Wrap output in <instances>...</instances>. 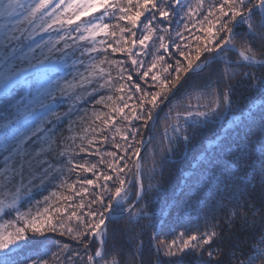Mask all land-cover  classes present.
Here are the masks:
<instances>
[{"label":"snow or ice","instance_id":"1","mask_svg":"<svg viewBox=\"0 0 264 264\" xmlns=\"http://www.w3.org/2000/svg\"><path fill=\"white\" fill-rule=\"evenodd\" d=\"M189 22L192 27L200 24L199 31L208 33L207 42L197 43L194 51L189 44L172 40V26L180 29L175 36L184 41ZM161 50L168 54V61ZM117 53L130 60V67L149 90L133 79L123 60L112 58ZM206 53L212 55L202 59ZM229 53L238 59H231ZM149 54L151 63L141 71L145 61L140 57ZM161 62L162 73L157 74L153 69ZM212 64L222 67L214 69L203 85L188 84L190 76ZM241 67H264V0H195L194 4L187 0H0V264H19L14 258L31 245L39 246L33 249L34 258H26L28 264H121L107 248L108 223L127 214L125 231L134 239L135 227L150 216L136 204L146 192L142 152L156 139L157 124L161 119L175 120L159 137V144H167V161L181 145L186 149L199 129L223 115L221 104L226 111L231 109L228 81L240 74ZM150 73L154 83L146 79ZM243 76L260 100L248 108L247 115L233 116L236 128L246 127L257 111L264 114V76L250 72ZM185 85L203 91L195 95V106L190 95L186 110L173 116V89L179 91ZM127 93L140 94L138 103L130 106L133 95ZM202 99L209 102L200 104ZM88 100L93 108L81 111L80 105ZM96 105L108 111L96 110ZM117 117L127 122L123 128L116 126ZM110 127H115L113 146L123 155L96 147L109 141L104 133ZM116 134L124 144L115 142ZM252 136L249 128L243 143L218 137L211 152L205 149L198 173L186 174L189 206L205 190H212L219 198L216 206L224 207L225 201L230 206L225 221L230 227L239 216L244 225L258 223L264 229V122L260 139ZM86 156L99 159L93 163ZM99 165L106 170H99ZM133 168L135 180L130 182L126 177ZM150 172L155 174V164ZM72 173L76 179L70 182ZM130 183L136 185L134 202ZM255 184L262 191L259 209L249 192ZM88 186L99 191L85 204ZM64 190L81 197L80 201L71 203L74 196L64 195ZM153 190L160 191V185L149 183L147 191ZM34 191L48 194L33 200ZM25 200L27 207L21 210ZM219 227L214 223L203 233L185 238L180 232L170 241L160 239L155 250L167 264H181L174 258L190 250L206 253L210 264L219 254L211 250ZM50 233L70 237L83 254L67 243L51 251L43 245ZM237 264H264V234Z\"/></svg>","mask_w":264,"mask_h":264},{"label":"trees","instance_id":"2","mask_svg":"<svg viewBox=\"0 0 264 264\" xmlns=\"http://www.w3.org/2000/svg\"><path fill=\"white\" fill-rule=\"evenodd\" d=\"M211 2V0H209ZM187 3H195V0H187ZM95 15V14H94ZM200 19V17H196ZM201 25L196 24L195 27H192V22H189V30L184 31L185 40L180 41L176 36L175 32L180 30L176 25L172 26V40L181 43L182 45L187 43L189 44L194 51L195 46L199 43L201 46L207 42L205 39L208 36L206 31H199ZM205 28L209 27L207 23L204 25ZM182 28V26H181ZM139 35V33H138ZM199 35L201 36V41H196L193 37ZM104 37H98L102 39ZM111 42V39L109 40ZM151 43V42H150ZM237 46L239 47V41H237ZM257 49L260 48L259 43L256 44ZM155 49H152L154 52ZM175 51V48L172 49ZM161 54L165 55V61H168V54H165L161 50ZM212 54L206 53L202 59H205ZM258 58H260L259 51L257 53ZM231 59H238L235 53H229ZM115 59H120L124 61V66L128 68L129 71L133 73V79L136 82L141 83V86L148 89V86L144 84L143 81H140L135 74V70L130 67V60L126 56H123L119 53L115 54ZM145 61L144 68L141 71L147 69L152 60V55L140 57ZM164 62L158 64L156 69H153L157 74L162 73V65ZM221 65L212 64L206 68L199 75H192L189 77L188 84L203 85L210 76V73L215 69L218 70ZM244 72L254 73L257 77L264 76V67H241L240 74L235 76L233 79L228 81L231 85V100L232 107L230 110H225V106L221 104L220 111L223 113L219 119L212 122L207 127L201 128L198 130V135L193 137L192 143L185 149L183 145L177 149L176 155L165 161L164 149L167 148V144H159V137L162 134L164 128L170 124L175 123L174 119L164 120L157 124L156 129L153 132V135L156 136V139L148 149L143 153V175L142 180L145 187V195L138 204L136 208H143L145 211L150 213L148 218L142 219L140 224L137 225L134 231L138 234L134 239H132V233L125 231L129 227L127 215L119 221H109L108 229L110 237L108 240L107 248L110 251L111 255H116L120 259L121 264H159V261L163 260L164 264H167L166 258L162 255L157 254L155 250L156 241L160 239L171 240L174 237H177L180 232L185 233V238L188 235L193 233L199 234L208 230L210 226L214 223H219V238L213 241L212 248L214 252L219 250V254L216 255L210 262V264H237L241 259H244L251 251L254 242L264 234V229H262L257 223L254 226L244 225L239 216H237L231 225V227L225 222L227 219V213L230 206L227 205L225 201L224 207L216 206V202L219 200L218 197H215L212 190H205L199 197L198 200L193 199L190 206L188 205V184L186 183V174L195 175L198 173L199 165L203 163L201 154L205 152V149L208 152H211L217 143V138L225 139L227 142L232 143L236 141L244 142L245 134L250 128L253 132L252 139H260L261 137V125L264 122V114L256 112L254 118L247 120V126L236 128L235 124L232 123L233 116L239 115L243 112L247 115L248 108L255 102L259 104L260 98L256 97L255 93L250 89V80L243 76ZM218 74V71H217ZM113 75H116L115 70H113ZM166 75V74H163ZM213 80L216 79V76L211 77ZM149 83L151 82V73L149 77L146 78ZM223 87V85L221 86ZM154 90V89H152ZM203 89L189 88L188 85H185L184 88H180L176 92L175 97L172 98L173 107V116L175 112H184L186 110V105L190 98L192 97V104L195 106L197 101L195 100V95L202 92ZM120 95L119 93H107ZM127 95H133L132 93H127ZM127 95L125 99H127ZM140 94L133 95V99L129 101V105L138 103L137 97ZM209 101L207 99H202L199 101L200 104H207ZM120 103V101H117ZM93 108V102L91 100L86 101L84 104L80 105L81 111L91 110ZM96 110L99 111H108L107 108H104L102 105H96ZM195 110V107L193 108ZM203 110V109H201ZM168 108L164 109L166 113ZM255 111V109H254ZM125 112L131 115L129 109H125ZM164 113H161L163 117ZM127 122L121 123L120 117L116 119V126L123 128ZM133 124L139 126L138 122L133 121ZM109 136L108 142H99L96 147L100 149L101 152L105 151H117L118 156L123 155V152L114 148L112 143V135L115 134V127H110L109 131L104 133ZM116 143L124 144L125 142L121 140L120 135L116 134ZM154 151L155 155H151L150 152ZM80 158L77 157V160ZM85 159L95 163L99 157L97 156H86ZM105 159H111L110 157H105ZM131 166V161H129ZM155 164L156 172L153 175L150 172L153 165ZM99 170L105 171L103 165H99ZM82 176L92 177L91 173H82ZM151 177V179H150ZM76 179V174L72 173L70 177L71 180ZM128 181L135 180V169L133 168L132 172L128 173L126 177ZM98 183H102L99 181ZM152 183L153 185L159 184L160 191H147L148 184ZM89 187V193L85 195L84 201L85 204L92 198V193L99 191V189ZM79 185H77V189ZM129 189L132 194V200L135 201V192L136 185L134 183L129 184ZM52 187L48 191H51ZM48 191H34L32 194L33 200L42 198L43 195H47ZM250 194L254 198L257 209L260 207V201L262 198V191L259 184H255L254 187L249 189ZM64 195L74 196L73 193L64 190ZM227 193H225V196ZM81 197H75L71 203H78ZM63 203V201H62ZM147 205L144 208V205ZM27 207V201H24L25 210ZM94 208L97 206H93ZM72 209H69V212ZM86 210V209H85ZM213 216L216 219H213ZM10 217L5 216L4 219H9ZM249 219H251V213H249ZM258 219V218H257ZM2 222V221H0ZM48 239L43 241V245L50 246L51 251H57V244L63 245L65 243L71 245L73 251L83 250L77 247V242L71 240L68 236L61 237L57 233L47 234ZM143 242V247H139L140 242ZM39 245H31L25 248L22 252L19 253L14 259L19 262V264H28L26 258L33 257V249ZM95 247V245H93ZM235 253V258L232 254ZM111 255L109 258H111ZM46 259L49 257H45ZM174 259H180L181 264H209V257L207 254H200L199 252L188 251L186 255L177 257Z\"/></svg>","mask_w":264,"mask_h":264},{"label":"water","instance_id":"3","mask_svg":"<svg viewBox=\"0 0 264 264\" xmlns=\"http://www.w3.org/2000/svg\"><path fill=\"white\" fill-rule=\"evenodd\" d=\"M173 91L176 92V89H173ZM142 154H143V152H142ZM137 204H138V203H137ZM126 215H127V214H125V216H126Z\"/></svg>","mask_w":264,"mask_h":264},{"label":"rangeland","instance_id":"4","mask_svg":"<svg viewBox=\"0 0 264 264\" xmlns=\"http://www.w3.org/2000/svg\"><path fill=\"white\" fill-rule=\"evenodd\" d=\"M177 92V91H176ZM143 153H144V151H143ZM143 155V154H142Z\"/></svg>","mask_w":264,"mask_h":264}]
</instances>
